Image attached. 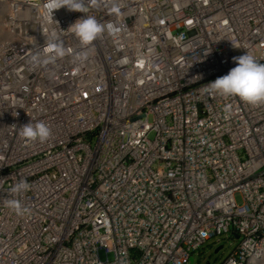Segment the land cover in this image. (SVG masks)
I'll return each instance as SVG.
<instances>
[{
	"label": "built area",
	"instance_id": "built-area-1",
	"mask_svg": "<svg viewBox=\"0 0 264 264\" xmlns=\"http://www.w3.org/2000/svg\"><path fill=\"white\" fill-rule=\"evenodd\" d=\"M84 2L0 0V264H188L224 233L223 264H264V104L208 87L264 63V0ZM84 15L122 30L82 45ZM53 39L66 55L34 65Z\"/></svg>",
	"mask_w": 264,
	"mask_h": 264
},
{
	"label": "clouds",
	"instance_id": "clouds-1",
	"mask_svg": "<svg viewBox=\"0 0 264 264\" xmlns=\"http://www.w3.org/2000/svg\"><path fill=\"white\" fill-rule=\"evenodd\" d=\"M53 10L66 7L69 11L85 13L87 7L84 0H49ZM113 12L119 14V6L113 5ZM122 29L113 22L102 23L95 16L84 15L72 23L67 31L72 32L82 45H90L96 41L106 31L116 34ZM45 53H52L51 57L33 54L31 61L34 65H46L54 58H62L66 55V48L62 42L53 39L47 43ZM80 59L79 56L76 57ZM235 67L231 68L227 74L217 77L208 84L212 92L223 96H236L242 101L258 105L264 104V63L249 52L233 58ZM19 135L28 141L44 142L51 136L50 127L42 121L32 123L31 121L20 127ZM26 180H18L11 188V193L22 194L29 189ZM7 207L15 210L17 215H23L27 209L18 199L8 198L5 200Z\"/></svg>",
	"mask_w": 264,
	"mask_h": 264
},
{
	"label": "rangeland",
	"instance_id": "rangeland-1",
	"mask_svg": "<svg viewBox=\"0 0 264 264\" xmlns=\"http://www.w3.org/2000/svg\"><path fill=\"white\" fill-rule=\"evenodd\" d=\"M237 200L242 202L241 195H237ZM238 242L239 239L233 237L232 233H224L212 238L193 255V260H190L188 264H223ZM221 245L223 247L216 252ZM109 258L113 259L112 253L109 254Z\"/></svg>",
	"mask_w": 264,
	"mask_h": 264
},
{
	"label": "water",
	"instance_id": "water-1",
	"mask_svg": "<svg viewBox=\"0 0 264 264\" xmlns=\"http://www.w3.org/2000/svg\"><path fill=\"white\" fill-rule=\"evenodd\" d=\"M236 237L239 238V234H236ZM222 247L223 245H221L218 249H216V252H218ZM191 260H193V257L191 258Z\"/></svg>",
	"mask_w": 264,
	"mask_h": 264
},
{
	"label": "bare ground",
	"instance_id": "bare-ground-1",
	"mask_svg": "<svg viewBox=\"0 0 264 264\" xmlns=\"http://www.w3.org/2000/svg\"><path fill=\"white\" fill-rule=\"evenodd\" d=\"M3 12V10H2V7H1V5H0V14Z\"/></svg>",
	"mask_w": 264,
	"mask_h": 264
}]
</instances>
